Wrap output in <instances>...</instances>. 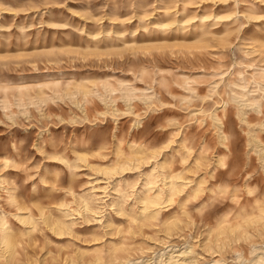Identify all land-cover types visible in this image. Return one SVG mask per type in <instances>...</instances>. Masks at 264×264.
I'll use <instances>...</instances> for the list:
<instances>
[{
    "label": "rangeland",
    "instance_id": "obj_1",
    "mask_svg": "<svg viewBox=\"0 0 264 264\" xmlns=\"http://www.w3.org/2000/svg\"><path fill=\"white\" fill-rule=\"evenodd\" d=\"M255 248L264 0H0V264Z\"/></svg>",
    "mask_w": 264,
    "mask_h": 264
},
{
    "label": "bare ground",
    "instance_id": "obj_2",
    "mask_svg": "<svg viewBox=\"0 0 264 264\" xmlns=\"http://www.w3.org/2000/svg\"><path fill=\"white\" fill-rule=\"evenodd\" d=\"M214 116V118L218 121V122H221L222 123V120L220 119V118H218V116L216 115V114H213ZM223 124V123H222ZM105 173L106 174H109L108 172H106L105 171ZM164 180H166V178H164ZM163 180V181H164ZM149 184H151V183H149ZM156 185V184H155ZM166 186V185H165ZM96 188V187H95ZM153 189V188H152ZM95 190V189H94ZM94 193H95V191H94ZM95 197V196H94ZM151 199V198H150ZM82 200V199H81ZM77 202V201H76ZM82 203L84 204V206H83V213H85L86 211L87 212H94V213H96L95 211H94V208L92 209L91 207H90V203L88 202V201H86V200H83L82 201ZM150 204L151 205H153V206H156L157 205V203H156V201L155 200H151L150 201ZM93 213V214H94ZM86 214V213H85ZM3 235V234H2ZM174 252V251H173ZM178 252V251H177ZM176 252V253H177ZM170 253V252H169ZM186 252H183L182 254H180V255H183V254H185ZM252 254L254 255V260H253V264H264V250H261V249H257V248H255V250L252 252ZM179 256H177V257H171V260L172 259H174V258H178ZM183 259V258H182ZM175 260V259H174ZM186 261V260H185ZM178 261H174L173 263H177ZM242 262V261H241ZM186 263V262H185ZM216 264H219L218 262H216Z\"/></svg>",
    "mask_w": 264,
    "mask_h": 264
}]
</instances>
